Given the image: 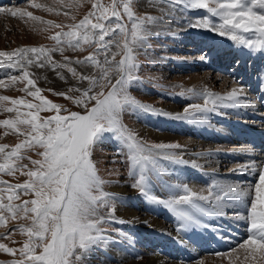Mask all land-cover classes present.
I'll return each instance as SVG.
<instances>
[{
    "label": "snow or ice",
    "instance_id": "obj_1",
    "mask_svg": "<svg viewBox=\"0 0 264 264\" xmlns=\"http://www.w3.org/2000/svg\"><path fill=\"white\" fill-rule=\"evenodd\" d=\"M57 2L71 8L80 0H71L69 3H65V0H57ZM89 2L91 10L88 14L78 22L66 26L50 20L44 21L42 17L35 16L30 11L0 8V13L7 11L12 17L27 16L33 21L61 29L50 37L55 41V46L52 48L40 46L19 48L12 52L0 51V67L19 68L22 71V75L10 76V81L12 83L26 81V86L21 90L40 101L34 104L24 98L12 99L8 96H0V101H10L12 105H22L30 110L18 113L15 119L0 120V126L25 136L23 141L13 147L0 144V174L14 176L20 172L28 178L22 184H11L0 179V185L3 186L0 187V227H6L9 220L22 218L30 221L29 225H19L17 228L27 237L21 248L15 249L0 243V251L13 256L17 252L20 254V259H13L7 264H77V262L82 264L84 255L101 240L103 229L99 225L103 222V218L98 215V208L108 203V194L102 191L101 186L104 181L98 175L92 154L104 133L116 134L128 148L133 169L131 174L135 175L137 166L141 169L139 179L133 187L140 189L144 195H148L146 173L151 170L149 165L154 166L157 157L161 155L155 150L179 147V145L165 144L149 145L139 140L120 119V114L126 105L145 111L152 110L128 95L127 86L134 79L132 73L137 67L133 48L147 40V29L144 25L157 18L137 16L133 10V0H110L108 4H104L102 0H89ZM171 2L183 3L185 8L204 10L221 21L215 25L211 19L205 17L192 25L193 27L210 28L219 35L229 36L233 41L249 48L257 47L264 50V0H171ZM32 6L49 12L55 11L47 5L35 3L34 0ZM64 15L68 16L69 13L65 12ZM125 16L131 22L130 28L123 23ZM71 18L74 21L76 19L75 16ZM65 27L67 31L64 30ZM43 31H48V27ZM239 33H253L256 39H246ZM85 45L93 47L96 51L90 53L83 61L77 59L75 63H90L99 67L100 78L80 75L81 80H88L90 84L80 97L73 98L67 97L63 92L56 93L73 99L75 104L84 108L83 113L68 112L65 109L68 114L60 115L62 106L41 95L42 90L36 87L28 66L36 65L43 68L50 65L53 69L67 68L73 77H76L78 73L70 66L72 63L70 58L64 57L68 63H56L52 60V53L58 51L63 55L65 47L82 51ZM113 45L117 52L111 53L109 59L110 48ZM101 52L104 55L103 65L96 58ZM117 55L122 58L116 60ZM113 72L118 76L114 83L111 79ZM0 86H6L4 81L0 80ZM29 86L34 91L29 90ZM94 88H99V91L90 95ZM72 91L79 90L72 89ZM241 91L233 88L226 97L205 91L202 93L205 97L203 106L191 105L185 109L184 116L177 118L183 119L195 113L215 111L216 99L236 100ZM92 101L94 104L89 106ZM209 104L212 107H209ZM32 109L35 111H31ZM3 110L10 113L18 111L16 107ZM52 110L56 115L43 118L39 115L42 111ZM21 116L25 118L21 119ZM18 125L27 126L26 131L21 132ZM37 148L42 149L37 153L41 159L33 160L22 155V150ZM163 158L176 159L172 155H164ZM23 159L30 160L35 167L29 169L28 165L21 164L20 161ZM253 170L255 171L254 166ZM183 187L185 195L160 203H167L174 211H177L176 205H188L201 214L210 215L211 213L206 212L195 201L209 200L212 195L211 190L210 196H203L191 191L186 185ZM212 187L216 189L214 199L217 207L220 208L237 202L246 204V198L251 196L247 216L238 217L247 221L249 233L248 238L239 245V248L244 250L246 261H250L251 264H264V167L260 169L258 182L248 189L241 190L235 186L218 183ZM4 193L8 195L5 197ZM22 195H31L34 198L15 203ZM178 214L182 218L191 219L184 211H178ZM12 235V232L0 235V240L10 239Z\"/></svg>",
    "mask_w": 264,
    "mask_h": 264
},
{
    "label": "rangeland",
    "instance_id": "obj_2",
    "mask_svg": "<svg viewBox=\"0 0 264 264\" xmlns=\"http://www.w3.org/2000/svg\"><path fill=\"white\" fill-rule=\"evenodd\" d=\"M34 2L47 5L55 9V11L49 12L45 11L43 8L37 9L32 6L33 0H20L18 3L17 0H15L13 4L9 2L1 5L0 8L12 10L20 9L25 12L30 11L33 15L42 17L44 21L50 20L64 26L78 22L91 10V3L89 0H80L79 3H74L71 8L64 7L62 4L58 3L57 0H34ZM69 2H71V0H65V3ZM102 2L108 4L110 0H102ZM133 10L139 17L157 18L155 21L147 22L144 25L147 29V40L142 45L134 46L133 48L137 67L132 73L134 79H132L127 86L128 95L140 104L152 109L149 112H156V110L159 112L162 110L163 112V110L170 109L171 106H173L174 110L177 112L173 114L171 112H166L167 114H185V109L189 108L191 105L198 104L203 106L205 104V97L202 95L203 92H212L222 97L224 94L227 95V93L234 88V85H236L234 84L236 83L235 79L230 77L231 72L234 71L235 68L234 61L229 67L223 66L225 64L224 62H220V64L216 63L215 65L209 63V66H206L208 64L206 61H208V57L211 55L209 54L207 57V50L204 49L205 46L202 47V49L199 48L200 53L198 54L195 53V48L190 45L196 43L194 38L190 37L193 33L204 32L203 34L215 33L219 35L218 32L210 28L192 26L205 17L211 19L213 24L218 25L221 23L218 17H212L204 10L185 8L183 3L177 2L174 4L171 0H133ZM65 12H68L69 15L65 16ZM72 16L76 17L75 21L72 20ZM166 21H173L174 27H168L170 23H166ZM123 23L127 24L130 28L131 22L127 20L126 16ZM45 27H48V31H43ZM172 29L173 31H171ZM60 30L59 28L33 21L27 16L12 17L7 11L0 13V51L12 52L19 48L40 46L52 48L55 46V41L50 39V37ZM64 30L67 31V27H65ZM239 34L243 35L246 39H256L253 33ZM223 37L224 39L231 40L229 36ZM106 39L110 38L106 37ZM187 46L189 48L188 51H184ZM95 51L93 47L85 45L82 51L65 47L63 55L58 51L52 53V60L56 63H68V61L64 60V57H69L72 61L70 66L75 68L78 73L76 77H73L72 73L69 72L67 68L53 69L50 65L43 68L36 65L28 66V71L31 74V78L35 80L36 87L42 90L41 95L53 103L62 106L60 115H67L68 112L72 111L84 112V108L75 104L73 99H68L56 93L63 92L67 97H80L83 91L90 87L89 81L81 80L79 78L80 75L95 76L97 79L100 78L101 70L99 67L93 66L90 63H75L77 59L83 61L85 57ZM115 52H117V49L113 45L110 48L109 59H111V53ZM200 57L202 62L199 60ZM96 58L100 61L101 65H103V53H98ZM121 58L122 56L120 55L116 56V60ZM196 60L200 64H195ZM189 61L191 64L188 63ZM12 75H22L21 69L0 67V80L4 81L6 85L0 86V96H8L12 99L24 98L30 103H40V101L21 90L26 86V81L12 83L9 79ZM215 75H219L221 78L215 77ZM117 78L118 76L113 72L111 76L112 82L114 83ZM231 79H233L234 82ZM239 79L240 78H237V81ZM72 89H78L79 91H72ZM29 90L34 91L30 86ZM107 90L108 89H105V91ZM96 91H99V88H94L90 95L94 94ZM218 102L219 99H216V106ZM91 104H94V101L90 102L89 106H91ZM9 107H16L18 111L10 113L3 110ZM209 107H212V105L209 104ZM65 109H67L68 112L64 111ZM27 111L30 110L22 105H12L10 101H0V120L15 119L18 113H25ZM31 111H35V109ZM211 112L213 111L205 113L211 114ZM39 115L43 118L56 115V113L54 110L42 111ZM174 117L175 116L168 118L161 115H152V113L148 114L141 108L127 105L120 114L123 125L134 132L139 140L149 145H179V147L176 148L165 149L177 152L178 154L183 153V151L184 153L191 151L188 149V138H190L191 135L198 136L199 138H197L200 141H205L207 137L210 140L209 136H205L199 129L198 131L192 130L191 134L186 130L181 131L180 128L183 126V122L180 119H174ZM20 118L23 119L25 117L21 116ZM194 118L203 121L206 119L204 116L198 115H194L193 119ZM184 120L191 121V119L187 117L184 118ZM18 127L21 132L26 131L27 128V126L23 125H18ZM161 130H164L162 133H172L175 137L166 139L153 136L154 133L161 132ZM169 130L173 131L171 132ZM24 139L25 136L16 133L14 130L0 126V144H8L10 147H13ZM213 143L216 144V141H213ZM39 151H42V149L22 150V155L31 157L33 160L41 159V157L37 155ZM259 151L261 150L259 149ZM92 159L96 165L100 179L104 181L101 188L103 193L108 194V203L102 204L98 208V215L103 218V222L99 225V227L103 229L101 240L96 245H93L88 253L84 255L82 264H127L120 257H107L110 254L114 255V252L110 250L114 246L116 247L115 240H125V244L134 245H136L138 241L137 231L128 222L129 218H125L126 222L118 219L115 215L117 207H119V205L122 206L126 199V197L117 190H119L121 186L134 190L140 205L147 208L154 204L169 207L167 203H160V201L167 202L181 195H185L186 193L184 192L183 186L186 185L191 190V180L186 177H184L186 178L184 179L181 175L180 168L177 165L175 166L173 162H168L163 158L157 157L156 164L154 166L149 165L151 170L146 173V191L148 195L142 194L140 189L133 187V184L139 179L140 167H136L135 175L131 174L133 169L129 159V150L116 134L110 132L104 133L101 140L95 145ZM20 163L28 165L29 169L35 167L28 159H23ZM26 170L27 169H25V171ZM0 179L6 180L11 184H22L28 178L20 172H17L14 176L0 174ZM165 180H173L174 186L170 187ZM0 187L3 186L0 185ZM193 190L194 189L191 191ZM4 195L6 197L8 193H4ZM153 197L155 199H153ZM32 198L34 197L31 195H22L20 200L15 201V203H21L23 200H30ZM5 203H7L6 199ZM175 207H177V205ZM135 211L137 216L144 218L145 212L137 208ZM29 224L30 221L22 218L9 220L6 227H0V235H6L9 232H12L13 235L10 239L0 240V243L7 244L9 247L15 249L21 248L27 237L21 234L17 228L19 225L27 226ZM246 238L247 237L242 238L241 236L234 240L232 243L233 248L236 249ZM182 239L188 241L185 235H182ZM200 239L201 237L199 240ZM178 244L181 245L182 243ZM199 244L200 243H198V245ZM137 247L139 249H146L144 244H139ZM177 250L181 253L187 250V248H175L174 251ZM212 254L216 255L217 253L213 251L207 253V255ZM176 257L177 256H168V261L163 264H179L180 262H175L179 259ZM182 257H184V255H182ZM20 258L19 252L13 256L0 251V262H5V264L13 259ZM169 258L171 260H169ZM182 261L185 262L183 264H194L196 259L188 256L187 259ZM77 264H81V262H77Z\"/></svg>",
    "mask_w": 264,
    "mask_h": 264
},
{
    "label": "bare ground",
    "instance_id": "obj_3",
    "mask_svg": "<svg viewBox=\"0 0 264 264\" xmlns=\"http://www.w3.org/2000/svg\"><path fill=\"white\" fill-rule=\"evenodd\" d=\"M167 22L170 23L168 27H174L173 21ZM203 33L196 32L190 35L196 42L190 45L193 48H198L195 53L199 54V48L202 49L204 46L205 50L211 49L210 45L214 42L215 48L211 56L208 57L207 63L212 61V64L215 65L217 60L227 63L231 58L227 67L234 61L236 68L230 77L235 79L234 88L242 91L236 100L219 99L216 110L211 114L205 112L194 114L204 116L206 118L204 121L193 119L194 115L187 116L191 119L190 122L184 118L180 119L183 122V126H180L181 131L186 130L191 134L192 130L198 131L199 129L205 136H209L210 140L207 137L205 141H200L198 136L191 135L188 138L190 152L184 153L183 151L178 154L165 149H159L156 152L161 154L158 156L160 158H163L164 155H172L176 158L165 160L177 165L183 178L191 180L193 192L210 196L211 190L212 195L209 200L196 199L195 201L211 214H201L188 205H177L175 207L177 211L158 204L147 208L140 205L134 190L121 186L117 191L122 193L126 199L122 206L117 207L115 215L124 221H126L125 218H129L128 222L137 231L138 241L134 245L125 244V240H115L116 247L114 246L110 250L114 252V255L110 254L107 257H120L127 264H163L168 261V256H177L176 258H179L180 261L176 260L175 262H180L179 264L185 263L182 260L187 259L188 256L196 259L194 264H251L250 261L244 259V250L239 246L234 249L232 245L234 240L241 236L248 238L247 221L238 217L247 216L251 196L246 198V204L237 202L220 208L216 205L214 199L216 189L212 186L218 183L235 186L241 190L248 189L258 182L260 169L264 167V151L257 150L259 146L256 147L253 141L246 137L247 134H251L264 147V50L257 47L249 48L232 39H224L223 36L215 33ZM218 45L228 46V50L216 52L215 49ZM188 49L187 46L184 51H188ZM234 50L238 53L232 55ZM199 60L201 61V57ZM188 63L191 64L190 61ZM195 64L200 63L196 60ZM240 73L241 75H238ZM216 76L219 77V75ZM237 78L240 79L237 81ZM231 80L234 82L233 79ZM226 96L224 94L222 97ZM233 104L234 107L229 106ZM163 112L173 114L177 111L171 106L170 109L163 110ZM172 114L170 115L175 116L174 119H178L177 116H184V113ZM162 132L164 130L154 133L153 136L166 139L175 137L172 133ZM213 141H216V144ZM263 147L260 148L263 149ZM165 181L170 187L174 186L173 180ZM136 208L145 212L144 218L137 216ZM178 211L186 212L191 219L182 218ZM182 235H185L188 241L183 240ZM198 243L200 244L198 245ZM139 244H144L146 249H139L137 247ZM180 247H186L187 250L182 251V254L178 250L174 251L175 248ZM211 251L217 254L207 255ZM169 260L171 259L169 258Z\"/></svg>",
    "mask_w": 264,
    "mask_h": 264
}]
</instances>
